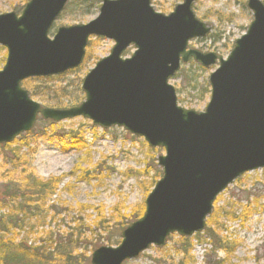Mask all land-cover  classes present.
<instances>
[{"label":"water","instance_id":"95a60500","mask_svg":"<svg viewBox=\"0 0 264 264\" xmlns=\"http://www.w3.org/2000/svg\"><path fill=\"white\" fill-rule=\"evenodd\" d=\"M70 0H29L22 13L0 14V144L32 130L39 116L62 121L85 117L103 128L120 126L161 147L162 177L145 200V212L121 232L116 246H99L91 264H124L169 235L189 237L206 227L218 195L246 172L264 168V2L248 0L253 20L228 56L188 48L212 27L182 0L172 12L152 0H103L96 18L49 30ZM91 36L112 39L110 54L85 76V100L70 108L43 106L22 82L59 75L84 60ZM135 46L130 57H123ZM191 59L219 66L209 76L203 111L178 104L170 80Z\"/></svg>","mask_w":264,"mask_h":264},{"label":"rangeland","instance_id":"374dc122","mask_svg":"<svg viewBox=\"0 0 264 264\" xmlns=\"http://www.w3.org/2000/svg\"><path fill=\"white\" fill-rule=\"evenodd\" d=\"M28 1L0 0V14L14 11L20 15ZM93 1L70 0L49 36L53 38L60 26L85 24L96 18L99 8L88 6ZM181 1L153 0L152 5L156 11L169 14ZM247 2L198 0L194 12L212 31L191 40L189 48L226 58L253 20ZM113 46L111 39L90 37L79 67L60 75L31 77L22 86L44 106L62 109L79 105L85 100L82 82L86 74ZM134 51L131 46L125 54L130 56ZM6 57L7 49L0 45V70ZM218 66L203 67L193 59L183 64L170 81L178 104L203 111L210 99L209 76ZM206 85L209 92H205ZM39 88L47 91L48 100L31 94ZM160 155H165L164 148L151 147L144 137L120 126L103 128L82 116L59 122L39 118L32 130L0 144V192L8 178L53 179V190H47L44 210L39 211L48 215L46 220L36 222L33 215L38 211H33L29 215L33 217L30 233L26 225L13 232L39 244L48 232L63 237L76 227V219L82 220L81 238L85 239L77 253L85 256L82 264H91L93 250L118 245L123 229L144 214L146 197L163 174ZM99 216L105 219L108 231L95 226ZM124 264H264V168L243 174L218 195L203 231L190 237L172 234L164 246L152 245Z\"/></svg>","mask_w":264,"mask_h":264},{"label":"trees","instance_id":"16d2710c","mask_svg":"<svg viewBox=\"0 0 264 264\" xmlns=\"http://www.w3.org/2000/svg\"><path fill=\"white\" fill-rule=\"evenodd\" d=\"M84 2L86 0H83ZM100 3L101 0H94L88 6L99 8ZM205 88V92H209L207 85ZM46 92L39 88L33 90L31 94L47 98L48 93L46 94ZM52 181L53 179L44 181L37 178L30 180H27V178H8L4 183L5 185H3L0 192V264H82V259L84 263L86 262L85 256L80 255L79 252L77 253L85 239L84 237L81 238L83 235L82 220L76 219V227L63 237L48 232L45 239L40 237L39 244L29 243V237L19 238L18 233L13 232L14 230L24 229L26 225V227H30L27 232L30 233V230L33 229L31 223L33 217H29V215L33 211H38L33 215L38 219L36 222L46 220L48 215L39 211L44 210L47 190H53ZM6 209L7 212L4 211ZM95 226L106 231L109 230L105 219L101 216L96 220ZM89 229L94 231L90 227ZM91 239L96 240L94 237H91Z\"/></svg>","mask_w":264,"mask_h":264}]
</instances>
